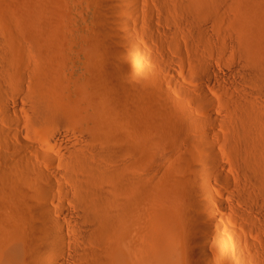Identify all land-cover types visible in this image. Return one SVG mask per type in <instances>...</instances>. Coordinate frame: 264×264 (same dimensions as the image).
<instances>
[{"label":"bare ground","instance_id":"1","mask_svg":"<svg viewBox=\"0 0 264 264\" xmlns=\"http://www.w3.org/2000/svg\"><path fill=\"white\" fill-rule=\"evenodd\" d=\"M111 1L116 10L113 20L123 27L122 37L125 35L129 44L124 41L125 45L131 46L132 58H139L144 51L136 41L134 28L138 36L147 35L162 46L179 47L183 39L196 54L203 55L198 58L201 83H185L173 72V84L180 86L177 89L183 100L174 101L175 107L169 111L152 115L156 130L175 129L182 134L175 136V144H183L184 139L191 147L194 162L187 165L171 149H162L155 157L161 169L171 171L181 182L180 193L187 203L184 233L179 238L169 235L170 241L159 238L148 252L146 231L156 232L158 228L144 224L139 176L134 172L125 179L114 177L112 185L107 186L101 161L88 156L101 150L100 158L109 157L125 149L123 141L133 130L124 119L119 117V123L109 121L97 135L78 130L77 125L70 128L79 113L72 102L63 104L59 96L47 93L44 85H34L35 81L29 105H20L13 97L10 104L8 85L5 88L0 83L4 86V90L0 86V141L5 134L7 152L14 156L11 166L0 169V264H264V242L256 244L243 234L264 230V112L259 111L264 109L255 102V93L257 96L264 90L260 87L264 85V31L260 23L250 19L239 35L224 34L220 44L211 36L209 21L220 24L222 8L230 6L228 1L155 0L157 8L146 7L142 0ZM181 4L191 23L201 26L198 31L179 23L175 10ZM175 28L176 33L172 30ZM2 41L0 45L7 48L10 41L7 46ZM9 47L0 51V74L2 69L12 72L13 65L20 63ZM215 48L221 50L218 56L212 53ZM230 48L239 54L231 60L232 66H227ZM7 50L13 54L11 60ZM38 70V79L45 80L43 68ZM5 76L1 80L7 84L12 77ZM255 83L260 85L258 89ZM154 89L153 97L163 95L162 88ZM256 90H260L258 94ZM164 96L168 98L165 92ZM23 110L29 112L27 117ZM102 112L105 119L115 115L108 104L103 105ZM95 115L89 112L85 117L93 120ZM34 122L54 126L51 138L38 135ZM2 123L12 125L2 132ZM97 138L103 141V148L96 145ZM93 155L91 158H95ZM215 182L223 184V190H218ZM125 185L129 190L123 188ZM216 193L221 198H216ZM9 217L15 222L8 223ZM159 221L158 217L156 222L161 225Z\"/></svg>","mask_w":264,"mask_h":264},{"label":"rangeland","instance_id":"2","mask_svg":"<svg viewBox=\"0 0 264 264\" xmlns=\"http://www.w3.org/2000/svg\"><path fill=\"white\" fill-rule=\"evenodd\" d=\"M224 1H228L230 6L222 8V21L220 24L216 25L214 21H209L211 36L218 40L220 44H222L224 34L233 35L235 33V35H239L238 33H241L244 24L249 25L252 18H255L260 23V29L264 31V0ZM207 2L213 3V0H208ZM142 3L146 7L154 8H157L159 5L155 0H142ZM111 6L115 7L114 1L111 0H0V39L2 37L1 40H4L1 44L4 42L5 46H7L9 41L12 44L11 46L8 44L10 47L7 46V48L4 45H0L1 49L4 48L0 51H5L9 47L17 57H15L17 59L16 62L20 61L18 63L19 66L18 64L16 65L17 67L13 65L19 71L18 73L16 69V72H13L14 68L12 67V72L15 73L13 77L10 75L12 73L11 69H5L7 71L6 74V71L2 69L0 75L5 74L7 77L10 76L9 78H12L8 79L7 82L5 81L7 83L5 84L4 79L1 78L5 75L0 76V83H2L1 85H5V88L8 85V89L6 90L9 95L10 104L13 103L11 99L13 97L14 100L21 103L20 105H29L33 99L29 97L30 100L28 96L32 92L30 90H34V85L40 87L44 85L42 88L47 89V93L49 91L51 95L59 96L58 98L63 104L72 102L77 107L79 113L74 117L73 122H71L72 124L74 122L76 124L74 123V126L70 125V128L74 127L75 129L77 125L76 129L85 130L97 135L109 121L119 123V117L124 119L125 125L130 126L133 130L123 141L126 144L125 149L116 155L114 153L109 154V157L102 155L100 158L99 156L102 154L101 150L98 151L101 154H94L96 155L95 158H91L93 154H89L88 156L96 162L99 160L98 163L102 162L99 164L104 168L102 172L104 183L107 186L112 185L114 177L120 176V178H124L125 176L127 178L129 175H133L134 172L139 176L142 187V207L145 208L143 214L144 224L147 228L150 226H153L155 229L158 228L156 232L152 230L146 231L148 232V242L145 248L148 252H151V245H155L159 238L170 241L169 235L172 238L181 237L184 233V222L187 216L186 198L180 193L182 189L181 184L178 185L181 182L178 181V178L171 171L160 168L158 164L159 159L155 158L156 154L162 149H171L186 162V165L187 162L189 164L194 162V160H191V147L189 143L183 139L181 141L184 142L183 144H175V139L182 135L181 132L175 129L163 132L156 130L154 128L156 123L152 115L154 112L169 111L172 107H175L174 101L178 103L179 100H183L177 89L180 86L173 84V72L185 83L189 80L201 83L198 58L203 55L201 53L199 55L196 54V50L188 46L183 39L182 45L179 47L175 44L162 46L151 40L147 35L143 37L138 36L137 33L139 32L134 28L136 41L144 48V55L142 54L139 58L137 57L139 60L132 58L133 54L131 53L133 52L131 46H126L129 44L124 39L125 35L122 37L124 34L123 27L113 20L115 18L114 11L116 10ZM175 11L179 16V23L182 27L193 31H198L201 28L199 24H192V20L186 17L187 11L184 4L178 5ZM113 13L114 17L111 15ZM110 19L113 20L114 27L111 26ZM115 23L119 27L116 26L117 28H115ZM105 29H108V31ZM172 30L174 33L178 32V28ZM116 31H118L117 34ZM119 32L122 34L121 36ZM126 48L130 50L128 49V51ZM212 53H214V56H218L221 50L218 51L215 48ZM10 54L8 53L11 60L13 58L11 55L13 56V54ZM238 54L236 49H229L226 58L227 66H232L231 60ZM12 61L14 62L15 60ZM12 61L10 62L11 64H13ZM141 65L144 66L140 67ZM133 67H135V71ZM41 68H43L46 78L43 81L38 79L40 75L38 74V69ZM9 70L10 73H8ZM33 74H37V77ZM7 77L5 76L4 78L7 79ZM35 81H37V84ZM157 86L164 90L168 98H165L164 92L163 95L157 98L152 96L153 89H156ZM254 86H257L258 89L260 85H256L255 83ZM1 87L4 90V86ZM260 87L264 88V85ZM220 88L224 89L223 86ZM18 91H21L20 94ZM256 91L258 94L260 90ZM263 91H260V93L262 92L261 94L259 93L260 96H264ZM258 95L256 96L255 93V97L258 98L254 100L258 103V106L261 105L260 107L264 109V99ZM261 99L263 100L261 101ZM167 102L168 104H166ZM184 102L187 105L185 99ZM2 104L0 98V107H3ZM104 104H108L114 109V116L110 115L108 119L104 118L102 112ZM259 111H262L261 113L264 112L262 109ZM89 112L96 114L93 120L85 117V114ZM22 113L26 117L29 114L26 110H23ZM263 114H261L262 117L264 116ZM149 119L154 122H151V124ZM28 121L26 118L27 123L25 127L27 126V128L29 127ZM78 124L80 127H78ZM11 125L2 123V132L8 131ZM94 125L95 127H93ZM33 126L36 133L45 138H51V134L55 131L53 129L54 126L50 127V125L34 122ZM97 143L94 144L100 145L98 146L99 148L104 147L102 140H98ZM100 143H103V145ZM6 145L7 139L4 134L3 139L1 137L0 141V169L2 171L8 168L7 164H10L9 162L12 163L14 160V156L10 152H7ZM109 145L111 146L113 143L109 142ZM125 186L123 188L129 190V187ZM215 187L218 190H223L224 185L215 182ZM216 194V198H221L218 193ZM171 195V201H169L168 198ZM221 210L216 211V213L220 214L218 212ZM158 217L160 218L159 222H161V225L156 222ZM9 219V221L6 220L8 223L15 222L14 219L10 217ZM243 234L256 244L264 242V230L259 229L257 232L248 231Z\"/></svg>","mask_w":264,"mask_h":264}]
</instances>
